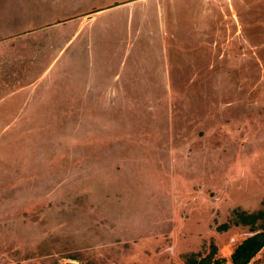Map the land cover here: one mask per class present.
I'll return each instance as SVG.
<instances>
[{"label": "rangeland", "instance_id": "rangeland-1", "mask_svg": "<svg viewBox=\"0 0 264 264\" xmlns=\"http://www.w3.org/2000/svg\"><path fill=\"white\" fill-rule=\"evenodd\" d=\"M0 43V264H231L234 209L264 210V0H0Z\"/></svg>", "mask_w": 264, "mask_h": 264}, {"label": "trees", "instance_id": "trees-1", "mask_svg": "<svg viewBox=\"0 0 264 264\" xmlns=\"http://www.w3.org/2000/svg\"><path fill=\"white\" fill-rule=\"evenodd\" d=\"M233 213L236 218L233 223L248 225L253 233L246 236L235 246L230 254V261L231 264H249L251 259L264 246V223L257 225L259 220L264 221V210L259 209L248 212L234 209ZM228 228V223H223L218 227L221 231H225ZM214 253L215 251H211L207 255L198 258L197 253L191 252L185 254V260L187 264H227L222 259L215 258Z\"/></svg>", "mask_w": 264, "mask_h": 264}, {"label": "crops", "instance_id": "crops-1", "mask_svg": "<svg viewBox=\"0 0 264 264\" xmlns=\"http://www.w3.org/2000/svg\"><path fill=\"white\" fill-rule=\"evenodd\" d=\"M0 49L3 51V52L0 51V58H4V57H7V58H8V57L11 56V55L15 56V52H13L12 54H6V53H5V50H6V49H5V47L2 49V44H1V43H0ZM21 55L25 58V57H27L29 54H28L27 52H23ZM36 56H37V53H36ZM25 59H26V58H25ZM29 59H31V56L29 57ZM5 61H6V60L3 61V65H2V66L0 65V70L3 69V67H4V65H5ZM10 66H11V64H8V66L5 67V71H6V69H8ZM35 71H36V73H37V75H38L39 70L36 68V69L33 70L32 73H35Z\"/></svg>", "mask_w": 264, "mask_h": 264}]
</instances>
